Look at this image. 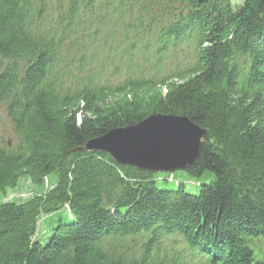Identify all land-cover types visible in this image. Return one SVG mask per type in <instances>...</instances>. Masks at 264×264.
<instances>
[{"label":"trees","instance_id":"1","mask_svg":"<svg viewBox=\"0 0 264 264\" xmlns=\"http://www.w3.org/2000/svg\"><path fill=\"white\" fill-rule=\"evenodd\" d=\"M0 109V264H264V0H0ZM156 114L206 129L198 193L83 150Z\"/></svg>","mask_w":264,"mask_h":264},{"label":"water","instance_id":"2","mask_svg":"<svg viewBox=\"0 0 264 264\" xmlns=\"http://www.w3.org/2000/svg\"><path fill=\"white\" fill-rule=\"evenodd\" d=\"M207 131L184 116L149 115L139 123L108 131L85 142V151H103L117 163L151 172L190 167Z\"/></svg>","mask_w":264,"mask_h":264},{"label":"rangeland","instance_id":"3","mask_svg":"<svg viewBox=\"0 0 264 264\" xmlns=\"http://www.w3.org/2000/svg\"><path fill=\"white\" fill-rule=\"evenodd\" d=\"M233 3L238 4L241 3V0H231ZM0 137L3 141L6 143H12L15 140V137L12 132V125L10 121L8 120L5 112L3 109H0ZM159 174V178L161 180L163 179H172L170 182H182L183 187L185 191L190 193H198L199 191V185L204 182H208L212 179L213 174L209 171L203 172L200 176H192L185 172L184 170H174L171 172H157ZM161 182V183H160ZM160 185H164L166 187H169L170 183H164L163 181H159ZM37 191L36 188H34L30 183L23 182L21 185L13 191H10L7 195V199H20V198H26L29 196L32 192ZM41 225V224H40ZM45 235H40L39 240L44 241ZM170 243V242H166ZM172 245V244H171ZM178 248L173 249V254L176 255V257H183V260L186 261L185 264H206L205 259L199 255L198 253H191L187 248H185L184 244H179L177 246ZM171 248L170 245H167V247L164 245V249L162 254H166L167 249ZM262 250V252L260 251ZM259 255L264 256V246L257 250Z\"/></svg>","mask_w":264,"mask_h":264}]
</instances>
